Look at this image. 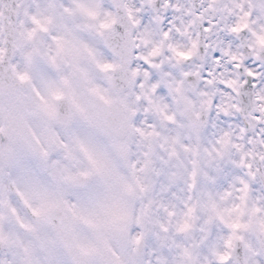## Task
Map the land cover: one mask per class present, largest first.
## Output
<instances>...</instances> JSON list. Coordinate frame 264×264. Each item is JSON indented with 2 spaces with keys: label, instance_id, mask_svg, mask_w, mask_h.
<instances>
[{
  "label": "snow or ice",
  "instance_id": "obj_1",
  "mask_svg": "<svg viewBox=\"0 0 264 264\" xmlns=\"http://www.w3.org/2000/svg\"><path fill=\"white\" fill-rule=\"evenodd\" d=\"M0 264H264V0H0Z\"/></svg>",
  "mask_w": 264,
  "mask_h": 264
}]
</instances>
